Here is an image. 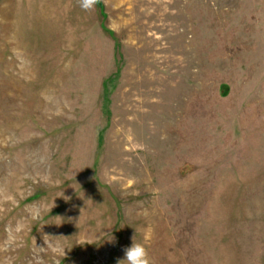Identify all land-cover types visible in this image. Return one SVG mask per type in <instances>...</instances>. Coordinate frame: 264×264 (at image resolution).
Returning <instances> with one entry per match:
<instances>
[{"label": "rangeland", "instance_id": "1", "mask_svg": "<svg viewBox=\"0 0 264 264\" xmlns=\"http://www.w3.org/2000/svg\"><path fill=\"white\" fill-rule=\"evenodd\" d=\"M134 235L264 264V0H0V264Z\"/></svg>", "mask_w": 264, "mask_h": 264}, {"label": "clouds", "instance_id": "2", "mask_svg": "<svg viewBox=\"0 0 264 264\" xmlns=\"http://www.w3.org/2000/svg\"><path fill=\"white\" fill-rule=\"evenodd\" d=\"M78 2L83 10L92 11L98 0H78ZM65 255L66 253H64V257ZM57 264H59L58 261ZM117 264H153V261L146 244L143 242H137L134 235L132 237L131 245L124 249V258L118 260Z\"/></svg>", "mask_w": 264, "mask_h": 264}]
</instances>
